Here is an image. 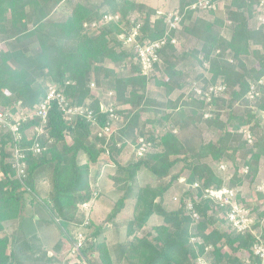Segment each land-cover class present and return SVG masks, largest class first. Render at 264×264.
Returning a JSON list of instances; mask_svg holds the SVG:
<instances>
[{"label":"trees","instance_id":"trees-1","mask_svg":"<svg viewBox=\"0 0 264 264\" xmlns=\"http://www.w3.org/2000/svg\"><path fill=\"white\" fill-rule=\"evenodd\" d=\"M210 1H222L224 10L208 11V19L189 8L196 0H178L172 13L181 17L179 27L169 30L165 17L155 16L156 10L141 0H0V42L6 46L0 51V110L10 123L19 119L21 134L14 142L8 130L0 129V264H63L74 227L84 236L81 254L88 264H195L199 257L207 264L258 263L252 259L254 239L235 234L203 192L247 182L251 191L255 189L253 199L247 202L241 193L238 199L255 214V228H260L264 210L256 202L264 205V195L256 190V179L264 162V92L252 105L247 94L250 84L264 76V25L256 26L254 20L259 0ZM105 15L118 18L100 24ZM91 22L99 26H85ZM137 24L139 43L165 40L158 50L161 64L155 65L149 79L134 63L133 51L123 46L122 36ZM244 58H250L249 65ZM48 82L71 106L92 111L95 124L83 118L66 121L52 102L38 137L44 150L34 154L24 149L32 144L30 129L40 123L32 117L46 96ZM91 83L109 86L113 113L125 118L108 141L100 135L113 123L103 109L107 99L101 103ZM149 85L164 89L165 103L150 99ZM213 85L226 90L212 99L211 116L204 118V102L183 89L198 86L204 93ZM175 91H181L180 96L172 101L169 96ZM143 114L150 117L140 126ZM193 127H203L214 139L205 140ZM244 131L252 138L250 144ZM140 137L150 143L148 150L121 163L118 157L128 147L136 148ZM15 144L24 155L22 182L12 165ZM222 163H229L232 172H219ZM244 167L249 169L245 175ZM142 170L154 177L155 184L134 190ZM102 174L121 196L98 223L92 210L85 217L80 207L98 200L95 182ZM181 177L187 186L199 187L184 188L177 206L168 208L165 195ZM44 182L49 191L42 196L38 187ZM130 199L132 217L125 222V237L143 231L155 215L161 223L143 237L118 241L109 250L105 225L115 223ZM186 199L200 218L195 225ZM34 204L51 219L38 236V251L33 244L36 235L23 232L24 222L35 217L29 213ZM192 237L196 241H190ZM47 251L52 258L31 259ZM242 254L251 258L249 263Z\"/></svg>","mask_w":264,"mask_h":264},{"label":"built area","instance_id":"built-area-1","mask_svg":"<svg viewBox=\"0 0 264 264\" xmlns=\"http://www.w3.org/2000/svg\"><path fill=\"white\" fill-rule=\"evenodd\" d=\"M211 1L210 0H196L189 8L190 9H211ZM159 14V13H158ZM117 16L105 15L103 16L100 24H106L111 21H116ZM181 17L179 15L169 16L166 20L169 30L177 29L179 27ZM255 23L256 26L264 25V0H259L258 5L256 7L255 14ZM98 24L95 22H91L85 24L86 27L95 28ZM140 25L137 24L132 28L131 32L125 36H122L123 46L129 50H132L134 53V63L138 65L140 69V73L142 76L146 78H151L155 74V65L161 64V60L158 56V50L164 45L165 40L162 39L160 41L152 42V43H139L136 40L138 36ZM172 44H175V40L171 41ZM94 84H90V88H94ZM226 90L224 85H214L208 88V91L203 94V101L206 100L212 102V99L216 96H219ZM199 91V90H198ZM264 92V76L258 79L256 82L251 83L249 86V91L247 94L248 100L251 102L255 101L258 97H260L261 93ZM200 93V92H198ZM114 98V93L108 92L107 101L109 102L107 107H103L104 110H107L109 113V119L115 120L117 116L113 113V104L112 99ZM248 101V102H249ZM54 102L60 112L63 114V117L66 121L72 122L77 118L86 119V121L95 124V117L93 112L87 109L86 107H74L71 106L66 97L59 92L55 87H51L47 85V92L44 100L37 106L36 111L32 118L39 120V125L30 129L29 137L32 140V144L30 148H25L24 150H30L34 154H39L44 150V147L38 142V137L43 134V126L46 124L47 112L50 108L51 103ZM24 119V118H22ZM264 119V117H263ZM0 129L8 130L14 142H18L21 140V134L19 131V119L14 123H10L7 119L6 114L0 110ZM112 134H117V132L113 129L111 123H108L104 128L101 129V137L108 139L112 136ZM245 139L247 143H251V136L248 131H244ZM16 145V144H15ZM150 147V143L146 142L144 138L140 137L138 139V145L135 148V157H142L145 152ZM20 148H17V145L13 149V168L15 169L16 178L22 182V179L25 177V165L22 161L24 155L21 152ZM108 154V153H107ZM248 167H244L242 169L243 175L247 174ZM218 171L223 173L228 172L227 165L222 163L218 167ZM190 187L191 190H196L199 187L198 183H193L187 188ZM243 186L238 188H227L225 186L219 189H206L203 192V198L208 199L214 208L223 214V219L227 223V225L231 228V230L235 234H249L253 239L254 243L251 249L254 260H257L256 264H264V237L262 236V232L255 228L256 220L251 212V209L246 206L242 201L238 199V194L242 192ZM257 191L264 195V189L261 187L257 188ZM240 197L242 195L240 194ZM175 199V198H174ZM186 210L190 213L191 219L199 218L196 211L193 209V203L190 199H186ZM90 203L83 204L82 206L85 208L89 206ZM81 234H78L75 238L73 246L66 258L70 259V264H75L73 261H76L78 256H81V250L83 248V240ZM210 249V247H208ZM248 256V255H247ZM249 257V256H248ZM248 257L245 260L246 263H249L250 260ZM195 264H207L206 261L199 257L195 261Z\"/></svg>","mask_w":264,"mask_h":264},{"label":"rangeland","instance_id":"rangeland-1","mask_svg":"<svg viewBox=\"0 0 264 264\" xmlns=\"http://www.w3.org/2000/svg\"><path fill=\"white\" fill-rule=\"evenodd\" d=\"M141 1L144 2L145 4H147L149 7L154 8L156 10L155 16H157V17H165V20H167L169 16H175V15H173L172 11H173L174 7L176 6V4H178V0H141ZM211 6H212L211 9L200 8L198 10L202 11L203 16L207 17L208 19H211V15H208V13H207L210 10H214L215 12H217V14H219L220 12L223 13L224 4L222 1H217V2L211 3ZM155 16L153 18H155ZM98 26H99V24L96 26V28ZM225 33H226V30L223 31V34H225ZM174 45L177 46V52L178 53L183 51V48L180 46L178 41H175ZM5 47H6L5 43L0 42V51L4 50ZM243 61L245 64L249 65L250 58H244ZM127 63L129 64V62H127ZM204 64H205L204 68L207 67V63H204ZM194 75L195 74H191V76H194ZM47 85L51 86V87H55L57 89V86L52 82H48ZM209 87H211V86H209ZM92 90L95 92L97 98L99 99V101L101 103L103 102L102 99L107 97L108 92H112V90L109 89V86L106 87V85L104 83H103V85L101 83L100 87L94 86V88H92ZM183 90H184L183 91L184 94L185 93L190 94V92H191V93H193V98H195L196 100L200 99V101L204 102V106H205L204 107V118L211 116V111L213 110V105H211V102L209 103V101L208 102L206 100L203 101V99H202L203 94L205 92H207L208 89L206 91H204V93L201 90V88L198 86H195L193 88H186ZM149 91L151 92V95H150L151 98L150 99L154 100L155 102L165 103L166 97H165L164 89L156 88L152 85H149ZM180 92L181 91L173 92L169 96V98L172 101L178 100V98L180 96ZM198 92H200V93H198ZM252 102H254V101L253 100L251 102L249 101L248 104L252 105ZM108 104H109V102L106 100L104 107H107ZM123 108H125V107H118L119 110L120 109L122 110ZM112 109H113V107H112ZM115 116H117V115H115ZM149 117L150 116H146L145 114H143L141 117V120H140V126L145 121V119L149 118ZM124 123H125V118L124 117L120 118L117 116V119L113 120V123H112L113 129L115 131H117L119 128H121L123 126ZM193 129L197 133H201L205 140L214 139L213 136L204 132L203 127H193ZM201 131H203V132H201ZM134 155H135V148L134 147H128L118 157V159L121 163L125 164V163H128L131 159H133ZM226 165H227L229 172H232V170H230L231 169L230 164L228 163ZM178 168H179V165H177V167H175L174 171H177ZM92 172L94 174V170ZM185 176H186V174L184 175V177ZM184 177H181L179 179L178 183L176 185L174 184L173 188L165 195V203L168 206V208H174L177 206V203L179 202L182 190L184 188H187V185L184 182V180H185ZM146 184L153 186L155 184V179L152 175H150L146 171L142 170L138 174V177H137V180L133 186V189L135 190L138 186H143ZM257 185L262 186V188L264 189V162H262L260 164V167H259V171H258V175H257V179H256V186ZM95 187L97 188V192L100 194L98 197V200L96 202L95 201L91 202L90 205L85 207V208L81 205L80 209H81V211L84 212L85 217L89 216L90 210H92L94 213L95 221L99 223V222H102L104 220L105 216L108 214V212L112 208L113 203L121 196V193L120 192L118 193L113 189L112 183L109 180H107V178L104 174H102L98 177V179L95 182ZM38 188L42 191V196H45V194L49 191V185L46 182L41 183ZM242 191L243 192L245 191L244 192L245 196H247V194L250 193V195H248L245 198L247 202L250 198L253 199V194H254V193H252L253 190L251 191V189L248 187L247 182L244 183ZM94 205H96V206H94ZM132 205H133V201L130 199V201L127 204L124 211L120 215H118L115 223L111 224V225H108V224L105 225V228H107V231L104 232V240H106L105 242L107 243L109 250H112V247L118 241H125V240L126 241H134V238L143 237L145 235V233L148 231V229H151L153 226H157V225H159V223H161L159 217L155 215L149 220L148 224L146 225V228L143 231H136L130 237H128V238L125 237V227H126L125 222L132 217ZM256 205H259V208L260 209L263 208L262 210H264L263 203L256 202ZM211 207L213 208L214 206L212 205ZM29 213L31 215H34L35 217L33 220L29 219V220H26L24 222L23 232H24L25 236L36 235L35 238H37V240H34L33 244L37 245L35 250L38 251L40 248L38 236H40L41 235L40 233L44 229H46V227H48L50 225L51 219H50L49 215L46 213V211L44 209H42V207L39 204L32 205L30 207ZM256 214H257V211H256ZM36 215L40 216V219ZM253 216L255 218L254 213H253ZM199 221H200V218H193L191 224L195 225ZM115 224H116V227L114 226ZM84 225H86V223ZM190 227H191V225L189 226V228ZM74 228H75V230L73 231L74 237H73L72 242H71L72 246H73L75 238L77 237L78 234H81L82 237L84 238V236L81 232H77V231H79V230H77V228H79V227H74ZM257 229H259V228H257ZM259 230L263 234V232H264V218L262 219ZM206 232H208V229H206ZM190 233H193V231ZM190 241L194 242V241H196V239L194 237H192L190 239ZM72 246H71V248H72ZM83 246H84V241H83ZM48 257L52 258L50 255V251H47V253L46 252L37 253L36 255H33L31 257V259L35 260V258H37L38 260L45 261L46 258H48ZM242 257H243V259H246L248 256L246 254L245 255L242 254ZM66 258L64 259L63 264H70V259L66 260ZM79 258L82 260L81 262L77 261ZM248 259L251 260V258H249V257H248ZM72 262H74L75 264H88L83 255H82V258L80 256H78L76 261L72 260Z\"/></svg>","mask_w":264,"mask_h":264},{"label":"crops","instance_id":"crops-1","mask_svg":"<svg viewBox=\"0 0 264 264\" xmlns=\"http://www.w3.org/2000/svg\"><path fill=\"white\" fill-rule=\"evenodd\" d=\"M258 187H261V186H260V185H257L256 190H257ZM241 190H242V189H241ZM252 190L255 191V189H252ZM244 192H245V191H244ZM244 192L242 191V192H241V195H242V198L245 199V197H247L248 195H250V193H248L247 196H245V195H244ZM252 193H254V192L252 191ZM94 206H96V205H94ZM36 216L40 219V216H38V215H36ZM38 221H39V220H38Z\"/></svg>","mask_w":264,"mask_h":264}]
</instances>
